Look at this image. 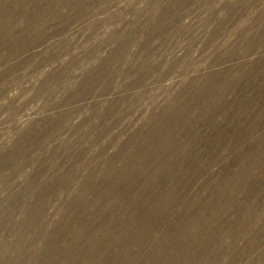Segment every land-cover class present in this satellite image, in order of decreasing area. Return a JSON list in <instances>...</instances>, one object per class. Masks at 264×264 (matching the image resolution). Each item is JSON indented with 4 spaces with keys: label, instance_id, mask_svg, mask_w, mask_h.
<instances>
[{
    "label": "rangeland",
    "instance_id": "obj_1",
    "mask_svg": "<svg viewBox=\"0 0 264 264\" xmlns=\"http://www.w3.org/2000/svg\"><path fill=\"white\" fill-rule=\"evenodd\" d=\"M0 264H264V0H0Z\"/></svg>",
    "mask_w": 264,
    "mask_h": 264
}]
</instances>
